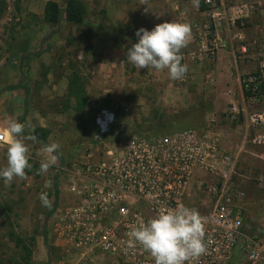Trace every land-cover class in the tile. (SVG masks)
<instances>
[{
    "label": "rangeland",
    "instance_id": "1",
    "mask_svg": "<svg viewBox=\"0 0 264 264\" xmlns=\"http://www.w3.org/2000/svg\"><path fill=\"white\" fill-rule=\"evenodd\" d=\"M77 1L86 10L83 23L64 18L58 26L46 21V6L65 8V0H0V131L24 119V133L43 129L47 136L46 144L26 141L31 167L23 177L0 180V264H82L55 228L57 216L74 201L72 172L98 163L109 147L123 146L134 134L217 131L223 151L237 157L234 182L243 193L246 225L257 230L264 217V145L256 141L264 127H253L250 119L264 115V0H215L210 8L205 0L198 6L194 0ZM215 12L220 39L209 34L202 50L195 25ZM166 21L191 28L180 50L187 71L176 80L167 69H139L127 60L136 30ZM24 63L29 94L5 92L21 82ZM253 77L258 93L250 98L245 83ZM72 80L84 89L85 103L70 97ZM103 108L117 120L109 139L97 145L93 120ZM46 145L57 146L62 164L44 151ZM6 148L7 142L0 145V168ZM42 161L54 163L41 172ZM205 184L196 180L192 191L195 208L204 210L210 206ZM90 258L83 264H92Z\"/></svg>",
    "mask_w": 264,
    "mask_h": 264
},
{
    "label": "built area",
    "instance_id": "2",
    "mask_svg": "<svg viewBox=\"0 0 264 264\" xmlns=\"http://www.w3.org/2000/svg\"><path fill=\"white\" fill-rule=\"evenodd\" d=\"M214 2L205 0V5L210 8ZM219 15L211 13L209 22L195 25L202 50H207L209 34L220 39L214 24ZM256 81L253 77L245 83L252 98L258 93ZM116 120L111 109L98 110L95 144L109 139ZM250 123L264 127V115L254 114ZM257 138L264 145V134ZM221 140L213 129L129 136L123 146L109 147L98 163L72 172L69 193L74 201L57 216L56 230L75 246L79 263L91 257L92 264H154L130 237L132 226L146 223L162 208L184 205L198 211L205 233V251L187 264H264V217L257 230L247 227L243 193L234 182L237 157L223 151ZM6 142L0 139V145ZM196 180L206 183L210 206L205 210L195 208L192 200Z\"/></svg>",
    "mask_w": 264,
    "mask_h": 264
},
{
    "label": "clouds",
    "instance_id": "3",
    "mask_svg": "<svg viewBox=\"0 0 264 264\" xmlns=\"http://www.w3.org/2000/svg\"><path fill=\"white\" fill-rule=\"evenodd\" d=\"M198 6V0H194ZM191 35L190 25L166 21L151 30H136V42L127 49V60L139 69L168 70L171 79L183 77L187 68L181 64L180 50ZM25 124L10 121L0 132V139L7 141L6 166L0 168V180L5 184L14 177H23L30 168L26 141L33 139L24 135ZM56 145H46L44 151L52 152ZM54 161H42L40 171L46 172ZM41 200L47 204L45 194ZM204 222L198 211L184 205L162 208L153 218L138 226L134 225L130 237L146 250L154 264H187L205 251Z\"/></svg>",
    "mask_w": 264,
    "mask_h": 264
},
{
    "label": "trees",
    "instance_id": "4",
    "mask_svg": "<svg viewBox=\"0 0 264 264\" xmlns=\"http://www.w3.org/2000/svg\"><path fill=\"white\" fill-rule=\"evenodd\" d=\"M201 5H203V2H200ZM65 8H62L58 3L55 2H49L46 6V21L51 25H61L64 21V18L66 21L70 23L75 24H82L84 20V15L86 13L84 5L77 1V0H65ZM24 63L21 66L22 69V80L17 85H12L4 89L5 92H14L20 89H24L26 92V95L29 94V89L23 85V83L26 81V72ZM27 66V65H26ZM247 96L250 98L254 96L253 93L250 91H247ZM70 97H76L81 98L82 102H86L85 96H84V89L81 85H79V81L72 80L70 85ZM24 119H20L18 122L23 123ZM24 135H30L33 137V139L39 140L41 143L46 144L47 143V136L45 133V130L40 129L35 131L34 133L26 134ZM55 185L57 186V182H55ZM57 190V189H56Z\"/></svg>",
    "mask_w": 264,
    "mask_h": 264
},
{
    "label": "water",
    "instance_id": "5",
    "mask_svg": "<svg viewBox=\"0 0 264 264\" xmlns=\"http://www.w3.org/2000/svg\"><path fill=\"white\" fill-rule=\"evenodd\" d=\"M54 153V155L58 158V160L60 161V163H63V159L60 156L59 152L57 150L54 149V151H52Z\"/></svg>",
    "mask_w": 264,
    "mask_h": 264
}]
</instances>
